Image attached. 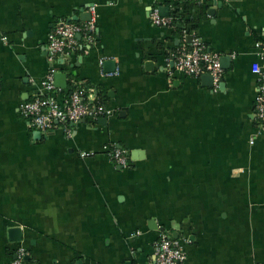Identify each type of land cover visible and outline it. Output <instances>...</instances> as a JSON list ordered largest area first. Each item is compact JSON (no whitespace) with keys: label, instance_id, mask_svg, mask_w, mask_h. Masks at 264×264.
Returning <instances> with one entry per match:
<instances>
[{"label":"crops","instance_id":"crops-1","mask_svg":"<svg viewBox=\"0 0 264 264\" xmlns=\"http://www.w3.org/2000/svg\"><path fill=\"white\" fill-rule=\"evenodd\" d=\"M91 6L98 43L56 63L67 86L53 95L88 87L110 114L38 138L20 110L52 67L48 34ZM155 7L182 31L154 26ZM193 37L228 57L217 91L174 68ZM258 42L264 0H0V264L20 247L27 264H151L162 231L177 235L185 264H264ZM107 148L126 150L129 167ZM15 227L21 242L9 239Z\"/></svg>","mask_w":264,"mask_h":264},{"label":"built area","instance_id":"built-area-1","mask_svg":"<svg viewBox=\"0 0 264 264\" xmlns=\"http://www.w3.org/2000/svg\"><path fill=\"white\" fill-rule=\"evenodd\" d=\"M204 2V0H187ZM89 21H74L60 19L53 24L47 37L48 58L51 69L41 82V92L32 101L21 106V115L28 120L35 130L50 134L59 125H63L67 136H71L69 126L83 120H97L107 116L110 111L94 97V90L84 86L75 87L68 97L59 102L54 93L58 90L55 85V74L58 72L56 63L65 64L73 55L83 51L85 47H92L98 43L97 39V8L91 6L88 10ZM151 22L161 28L176 27L177 17H163L158 7L152 8ZM2 40L7 42V38ZM258 57L264 62V42H258ZM176 72L192 78H201L210 75L213 78L214 90L219 88L223 77L221 57L213 53L200 37H193L191 43L183 45L172 54ZM103 63V62H102ZM258 77V92L255 101L254 122L264 127V66L256 62L252 67ZM111 160L119 167H129V154L120 148H107ZM82 158L91 156L87 152L80 154ZM26 251L18 248L15 259L10 264H27ZM187 254L180 242L171 234L162 231L154 244L153 262L151 264H185Z\"/></svg>","mask_w":264,"mask_h":264},{"label":"water","instance_id":"water-1","mask_svg":"<svg viewBox=\"0 0 264 264\" xmlns=\"http://www.w3.org/2000/svg\"><path fill=\"white\" fill-rule=\"evenodd\" d=\"M161 14L163 17H167L168 16V10L167 8H161ZM74 21H89L90 18H74L73 19ZM228 57H223L222 60H221V63L223 62H228ZM105 67L108 68L110 67V69L112 67H115V63L113 61H108L106 62L105 64ZM66 80H67V75L63 72H57L55 74V85L57 87H61V88H65L67 85H66ZM201 80L208 83L207 85H212L213 84V78L210 76V75H204L201 77ZM222 82L223 80L220 82L221 85H220V88L222 87ZM37 137L38 138H41V132H37ZM23 231L21 230V228H11L9 229V239L10 241L12 242H21L23 240ZM174 238H177V235H174Z\"/></svg>","mask_w":264,"mask_h":264},{"label":"trees","instance_id":"trees-1","mask_svg":"<svg viewBox=\"0 0 264 264\" xmlns=\"http://www.w3.org/2000/svg\"><path fill=\"white\" fill-rule=\"evenodd\" d=\"M181 22H182V20L181 19H179V20H176V30H178V31H182V29L181 28H179V24H181Z\"/></svg>","mask_w":264,"mask_h":264}]
</instances>
